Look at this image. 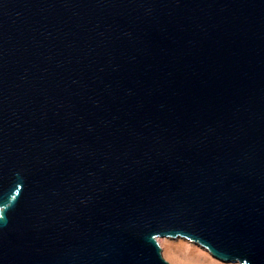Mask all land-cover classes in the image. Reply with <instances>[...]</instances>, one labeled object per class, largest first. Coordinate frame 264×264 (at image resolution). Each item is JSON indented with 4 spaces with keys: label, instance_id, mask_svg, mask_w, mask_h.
Listing matches in <instances>:
<instances>
[{
    "label": "water",
    "instance_id": "95a60500",
    "mask_svg": "<svg viewBox=\"0 0 264 264\" xmlns=\"http://www.w3.org/2000/svg\"><path fill=\"white\" fill-rule=\"evenodd\" d=\"M264 264V0H0V264Z\"/></svg>",
    "mask_w": 264,
    "mask_h": 264
},
{
    "label": "rangeland",
    "instance_id": "374dc122",
    "mask_svg": "<svg viewBox=\"0 0 264 264\" xmlns=\"http://www.w3.org/2000/svg\"><path fill=\"white\" fill-rule=\"evenodd\" d=\"M157 240L163 257L171 264H239L221 261L200 245L184 238L159 237Z\"/></svg>",
    "mask_w": 264,
    "mask_h": 264
}]
</instances>
